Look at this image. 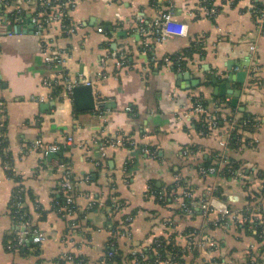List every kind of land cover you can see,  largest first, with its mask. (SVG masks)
Masks as SVG:
<instances>
[{"label": "crops", "instance_id": "obj_1", "mask_svg": "<svg viewBox=\"0 0 264 264\" xmlns=\"http://www.w3.org/2000/svg\"><path fill=\"white\" fill-rule=\"evenodd\" d=\"M67 1L73 5L68 19L57 20L51 16L61 6L0 0V124L5 143L0 152V264H52L68 249L93 261L113 223L131 210H136L134 217L125 218H130L129 237L120 239L136 245L150 230H160L156 221L161 217L176 224L177 239H189L190 232L183 231L193 227L198 239L217 242L216 250L199 249L192 264L219 258L222 243L238 248L229 256L238 261L250 245L264 247L263 241L240 232L233 218L245 208L254 216L264 212V199L251 208L245 205L251 189L264 190V32L250 12L255 2L264 9V0H213V15L207 0ZM168 12L182 29L155 38L152 26ZM37 13L49 18L39 30L33 20ZM193 43L200 54L178 64ZM47 56L61 61H48ZM77 77L92 82L95 108H76L67 81ZM236 90L240 94L233 102ZM200 95L223 119L239 111L253 115L257 132L240 135L241 144L231 153L240 169L227 179L220 173H199L204 162H215L216 153L230 159L229 125L208 135L195 128L194 105ZM218 100L223 102L217 107ZM67 136L73 139L65 158L77 206L65 220L52 209L62 181L59 153L45 154L33 143L62 142ZM157 190L173 201L159 206L153 198ZM184 191L191 193L190 200ZM16 194L45 235L35 253L7 248L9 237L19 230L11 210ZM108 198L120 202L118 214L106 209ZM201 200L210 202L209 216L198 206L192 213L182 210L183 201ZM178 203L184 217L172 219ZM61 239L82 244L70 246Z\"/></svg>", "mask_w": 264, "mask_h": 264}, {"label": "trees", "instance_id": "obj_2", "mask_svg": "<svg viewBox=\"0 0 264 264\" xmlns=\"http://www.w3.org/2000/svg\"><path fill=\"white\" fill-rule=\"evenodd\" d=\"M236 1V0H235ZM205 6L207 8L213 7L214 6V2L213 0H207L205 2ZM209 10V9H208ZM263 10V6L261 3L259 2H255L253 4V6L250 8V12L253 14L254 19L257 23V13H259L260 11ZM196 53L200 54V46L197 44H192L190 47H188V49L184 50V52L182 53L180 60H178L177 58L174 57V60H178V64L180 65H185L187 59H191L192 56ZM186 59V60H185ZM177 65V64H176ZM200 102L204 105L205 107V111L201 112V113H197L196 119L193 120V122L195 123V128L198 131L203 132V134L208 135L211 134V130L213 129H208V123H207V118L210 115H216L218 117V123H217V127L221 128L223 126L226 127V125H229V131L231 133L230 139H229V151H230V155L229 158L227 159L225 158V156L222 158L224 159L225 163L223 164V167L220 169V175L223 176L224 178H228L229 176H232L234 174V172H237L240 169V164L239 162L235 159L234 156H232L231 153H235L236 150L238 149V146L241 144V141H239L240 139V135L248 133V134H252L255 131L257 132V128L254 127V122L252 121V114H248L247 112H241L239 111V114L235 117H231L228 116V114L224 117L221 115L220 112H218V110L213 111L210 106L209 103L203 98V96L200 95ZM218 106H220V104L223 102V100H218L217 101ZM226 106H228V104H226ZM229 107L232 108L231 104H229ZM211 109V110H210ZM223 109V107L221 108ZM235 119L236 123L234 125V128L230 130V122ZM246 119H249L246 121ZM1 121V119H0ZM226 121V123H225ZM216 127V128H217ZM5 143L4 141L0 142V152L3 151V147H4ZM69 150L68 147L62 148L58 153L60 156V161L62 162H66V158H65V153H67ZM215 162L214 161H210V162H204L205 166L208 165H218L220 161H222L221 157H220V153H216L215 155ZM236 160V161H235ZM247 186V184H246ZM158 191V192H157ZM155 192V194L153 193H149L153 194V198L155 203H157L159 206L168 203V201H173L171 199V195H166L163 194L162 196L160 194H157L160 192V190H157ZM216 192V191H215ZM252 193L248 192V195H246V204L245 205H249L250 208L253 206V204H255V202L264 199V190L261 191V193H259L258 191H254L253 189H251ZM217 193V192H216ZM161 196V197H160ZM65 193L62 190H59L57 194H54L53 196V207L52 209H54L58 215H60L63 219L66 220V199H65ZM258 199V200H256ZM187 202V201H185ZM120 202L116 201V200H110V198L107 199V201L105 202V207L108 210V212H113L115 214H118L121 210L120 207ZM169 204V203H168ZM103 205V206H104ZM97 204L94 203V206L92 208H96ZM109 206V209L107 208ZM178 208H176L174 210L173 215L171 216L172 219H175L176 215H179L181 217H184V213L183 211L180 210V206L179 203L177 204ZM65 208V209H64ZM12 218H13V222L16 225L17 224V219H18V213H16V207L14 206V204L12 203ZM183 210V209H182ZM23 212H25L24 217L22 218V220H27L28 221V226L29 228L27 230H29L27 237L28 239L31 238L32 233L31 230H33L34 228H37V223L35 222V220L28 218L27 215V209L24 207L23 205ZM249 210L243 209L242 210V214L248 212ZM45 212L44 211H40V217L39 218H43ZM136 214V210H131L129 213H122L121 214V219L118 221H115L112 225V227L110 228V236L109 239H120L122 237H119V232L123 230V228H127L129 230V226H130V222H126L125 218L129 215H131L132 217H134V215ZM263 214V213H262ZM219 224L222 223V221L218 222ZM156 224L160 225V230L157 231L155 229L150 230L147 238L142 240L138 245H143L144 247H147V249L143 250V253L145 254V258H141L140 255L134 256L136 259L139 260L140 264H158L159 260H164V259H173L178 263L181 264H192L193 260L192 258H196L198 256V250H192V249H188L186 247V241L188 239H177V235H178V230L176 229V224L173 222L171 223H165L164 217L158 218L156 221ZM249 224L253 225V229L249 227ZM213 226V225H212ZM238 230L240 232H244L246 235H250L253 236L257 242H264V219H260V221H252V223L246 222H238L237 223V227ZM68 230V237H70L69 234H72V231L67 228ZM255 230V231H254ZM185 234L189 233V239H198L199 236H197L196 232L194 231L193 227H185L184 231ZM14 233V232H13ZM183 233V234H184ZM15 235V234H14ZM14 235L10 236L9 239H13ZM184 243V244H183ZM128 244V243H126ZM225 243H222L221 247H220V257L218 259V261H221V257L222 258H227L228 256H231L236 250H238V248L235 247H226L224 245ZM130 245H133V242L130 243ZM224 246V247H223ZM25 247V253H29L30 251V247H33L34 249L32 250V253H35L39 250V246L34 245L33 243H31V241H29ZM22 247V248H24ZM108 250V248H107ZM125 252L127 251V249L124 250ZM121 251H116L115 252V260L117 261L118 264H122L121 263V255H120ZM264 254V247L262 246H255L253 248H246L243 251V257L242 259H240L238 261V264H251L250 263V258H252V256L254 255V257L256 258V262L259 263L260 259L258 258V254ZM256 254V255H255ZM131 256V255H129ZM134 259V260H136ZM202 264H212V261L210 263V261H205Z\"/></svg>", "mask_w": 264, "mask_h": 264}, {"label": "built area", "instance_id": "obj_3", "mask_svg": "<svg viewBox=\"0 0 264 264\" xmlns=\"http://www.w3.org/2000/svg\"><path fill=\"white\" fill-rule=\"evenodd\" d=\"M40 6L43 7H48L52 8L53 6H58L62 7L60 10V13H54L52 14L53 19H60L61 17H65L68 19L69 13H68V7L71 8L72 3L67 0H38ZM71 5V6H70ZM215 7H211L209 12L210 14L215 13ZM1 14H0V19H1ZM33 20L36 23V27L39 29H43L44 25L48 23L49 18L48 17H40V14L37 13L33 16ZM144 20H140V27L142 30L145 31L144 27ZM2 24V23H0ZM257 27L260 32H264V9L257 13ZM153 31L155 32V38L156 37H162L165 34H167L170 31L175 32L176 30H181L182 25L179 24L178 22H175L173 20L172 14L170 12L166 13L163 15L161 19H158L154 22L152 26ZM99 32H102L103 29L102 27H98L97 29ZM250 51L252 55H255V44L252 43L250 45ZM46 59L49 60H56L58 62L61 61L60 58L58 57H50L47 56ZM47 85H51L50 82L45 81L44 82ZM79 85H92L91 81L88 80H82L81 77H77L75 79L67 81V90L70 94H73V89L76 86ZM2 103L0 102V115L2 113ZM205 111L204 105L200 102V99L195 100V105H194V112L201 113ZM207 123H208V129H214L217 127L218 123V117L216 115H210L207 118ZM236 121L232 120L230 122V130L234 128ZM231 133L228 130V138H230ZM3 141V132L0 124V142ZM72 137L67 136L66 139H64L62 142H52V143H43L41 140H36L33 144L36 148L41 149L43 153L49 154V153H57L59 152L62 148L68 147L69 145L72 144ZM222 159V158H221ZM225 163L224 159L219 162V164L216 165H208V166H200L199 167V173L202 175H214V174H219L220 169L223 167V164ZM61 168H62V181L60 185V190L64 191L65 193V199H66V213L72 212L76 208V201H75V182L72 176V171L67 162H62L61 163ZM183 195L185 198L188 200L191 199V193L189 191H184ZM12 203L16 207V213H18V219H17V224L16 226L18 227V231L15 233L13 239H10L7 242V248L8 249H13V248H20L26 246V244L31 241L34 245L39 246L44 240H45V235L38 230V228H34L31 230L32 236L30 239H28L27 234L29 230L28 226V221L27 220H22V218L25 215V212L22 211L23 209V202L21 200V197L19 194L14 195ZM195 206H198L199 209L202 211V213L205 216H209V214L213 211V208L210 204L209 201L207 200H201L200 203L194 204L193 202H185L183 201L181 203L182 209L187 212V213H192L194 211ZM242 212V211H241ZM241 212H236L233 213V218L235 219L234 221H240L243 223L249 222L252 223V221H260V219H264V212H260L258 215H252L251 211L249 210L245 214ZM263 213V214H262ZM126 222H130V218L126 219ZM249 227L253 229V225L249 224ZM255 231V230H254ZM129 230L127 228H123L122 231L119 232V237H129ZM64 243L67 245H76V244H82L81 241H76L75 239H61ZM132 239H107L103 250L100 254H98L97 257L93 261L89 258V256L85 253L78 252V254L69 251L70 249L64 251L63 253L60 254L58 259H56L52 264H118L117 261L114 259L115 258V252L116 251H121V263L122 264H140L139 260L136 259L134 256L140 255L141 258H145V254L143 253V250L147 249V247H144L143 245H136L133 242V245H130ZM128 243V244H126ZM83 247V246H82ZM186 247L188 249H196L199 251V249H208L210 251L216 250L217 249V242L214 239H188L186 241ZM255 246L250 245L249 248H253ZM108 248V250H107ZM30 251L34 249L33 247L29 248ZM127 249L125 252L124 250ZM258 258L260 259V262H256V258L254 255L252 258H250V263L251 264H264V254L257 253ZM131 255V256H129ZM256 255V254H255ZM136 259V260H134ZM219 258H207L206 260H203L202 263L205 261H212V264H238V260L233 259L231 257L227 258H222L221 261H218ZM201 263V264H202ZM158 264H181L176 262L173 259H164V260H159Z\"/></svg>", "mask_w": 264, "mask_h": 264}, {"label": "water", "instance_id": "obj_4", "mask_svg": "<svg viewBox=\"0 0 264 264\" xmlns=\"http://www.w3.org/2000/svg\"><path fill=\"white\" fill-rule=\"evenodd\" d=\"M239 76L242 75V73L238 74ZM224 86H221V93L224 94V91H222V88ZM240 94L239 90H236L233 92V102H235ZM73 97L75 101L76 108L81 110H91L96 107L95 100L93 97V91L91 85H79L74 87L73 89ZM244 108L241 107V110Z\"/></svg>", "mask_w": 264, "mask_h": 264}]
</instances>
